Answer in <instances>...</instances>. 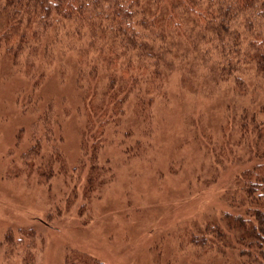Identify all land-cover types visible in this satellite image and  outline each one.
<instances>
[{
	"label": "rangeland",
	"instance_id": "374dc122",
	"mask_svg": "<svg viewBox=\"0 0 264 264\" xmlns=\"http://www.w3.org/2000/svg\"><path fill=\"white\" fill-rule=\"evenodd\" d=\"M73 53L55 49L39 97L21 99L23 71L0 49V264H210L215 251L197 241L232 212V117L264 106L263 77L245 67L235 95L210 65H178L144 115L131 94L121 117L86 124Z\"/></svg>",
	"mask_w": 264,
	"mask_h": 264
},
{
	"label": "trees",
	"instance_id": "16d2710c",
	"mask_svg": "<svg viewBox=\"0 0 264 264\" xmlns=\"http://www.w3.org/2000/svg\"><path fill=\"white\" fill-rule=\"evenodd\" d=\"M65 43L76 55L75 90L86 124L91 114L121 117L131 94L137 99L131 108L144 115L183 64L210 65L209 78L218 87L230 83L238 95L245 67L264 79V0H0V49L8 69L23 71L21 99L39 97L56 72L45 73L54 50ZM39 107L53 111L51 103ZM257 110L244 106L232 117L240 148L228 154L238 165L232 212L208 224V240L197 241L218 256L210 264H264V106ZM222 138L216 146L227 154L229 136ZM32 263L28 256L25 264Z\"/></svg>",
	"mask_w": 264,
	"mask_h": 264
}]
</instances>
